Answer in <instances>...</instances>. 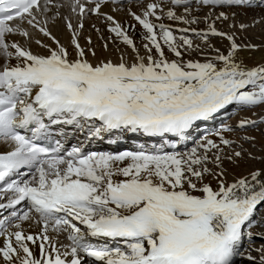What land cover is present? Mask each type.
I'll return each instance as SVG.
<instances>
[{
	"label": "snow or ice",
	"instance_id": "6c2138e0",
	"mask_svg": "<svg viewBox=\"0 0 264 264\" xmlns=\"http://www.w3.org/2000/svg\"><path fill=\"white\" fill-rule=\"evenodd\" d=\"M115 3L0 0V143L10 148L0 150V201H6L0 210L25 206L0 219V264H83L84 256L102 264H235L243 236L252 235L244 229L264 206V170L249 173L250 180L220 179L227 171L224 161L235 163L245 151L241 144V150L225 154L236 144L224 135L233 131L228 125L214 134L219 142L206 135L187 151L175 149L200 122L214 120L229 106L264 105V66L248 68L237 56L242 47L254 46L238 44L235 33L218 30L215 23L235 18L233 9L251 8L253 0H137L142 10L129 9V15L147 41L143 55L129 35L134 25L126 28L103 11ZM194 6L209 8L207 30L191 27L200 23ZM65 8L71 16L63 15ZM91 15L103 19L112 42L120 41L131 55L117 45L115 61L98 56L91 36H83ZM165 17L189 27L174 29ZM61 19L68 44L57 34ZM247 27L239 24L240 31ZM190 32L205 44L213 36L230 45L203 62L185 61L200 49ZM165 47L176 59L168 58ZM101 48L109 51L108 43ZM81 121L99 122L97 135L115 130L160 138L162 144L85 154L79 147L65 152L59 140L54 146L41 143L49 140L50 125ZM255 125L242 119L238 127ZM206 175L217 178L215 189L204 182ZM23 222L42 224L39 236L26 233ZM38 240L39 257L29 244ZM93 240L122 246L100 247ZM257 250L264 252V246Z\"/></svg>",
	"mask_w": 264,
	"mask_h": 264
},
{
	"label": "bare ground",
	"instance_id": "6f19581e",
	"mask_svg": "<svg viewBox=\"0 0 264 264\" xmlns=\"http://www.w3.org/2000/svg\"><path fill=\"white\" fill-rule=\"evenodd\" d=\"M129 3L127 4H122L124 3V1H120V2H116L115 4H110V6L105 7L103 9V11L113 15L119 22H121L122 24L125 25V27L127 28L129 25H134V28L129 29V35L133 38V40L135 41L137 47L140 49V53L143 55L145 54L144 49L142 47L143 43H146L147 41H144L142 39V28L141 26L135 21L133 20V18L129 15V9H131V11H136L139 12L142 10L141 6L137 4V0H128ZM148 2V0H145V3ZM264 3H261V0H253V6L251 8H245V7H236L233 9V11H235L237 14L235 17L239 16V14H242V17L247 20L250 21L251 24H254V22H256L257 18V11L260 9L258 7H254L255 5H259L262 6ZM207 7H203V8H199L198 10L196 9V7L194 6L192 15L199 18V20L201 21L202 26H198V24H193L191 25L192 28H196L197 30H207V23H205L204 21V17H206L207 15H209V9L208 11L204 14V16L200 17V13H202V11L206 10ZM119 9V10H117ZM167 9H165L166 11ZM177 10V14H182L183 13V8H178ZM64 16H71L70 11L65 8L61 10ZM218 11V10H217ZM51 15V13L49 14ZM262 16V15H261ZM264 16V15H263ZM231 17V16H230ZM154 19V18H153ZM212 19H215V16L212 17ZM73 23H75V18L72 17ZM225 21H216V27L218 30L227 32V33H235L236 37H237V43L241 44V45H253L254 47H242L238 53V60L240 62L243 63V65L247 66L248 68H252V67H256V66H264V33H257L256 36H253L251 34H247L245 33V31H240L239 29H232L231 27H228V25L225 27L223 25ZM59 24V32L57 33L59 38L61 39V41L65 44H68L69 40H70V34L68 32V30L64 27V22L61 19L60 21L57 22ZM164 23L165 24H169L171 25L174 29L177 28H184V27H189L188 25H185L183 23H180L178 21H172V20H168L166 17L164 19ZM230 23V22H229ZM248 23V22H247ZM240 24V23H239ZM246 24V23H245ZM249 24V23H248ZM93 25H95L96 28L100 29V32H96L93 29ZM232 25V24H230ZM49 27H54L53 25H49ZM237 28V27H236ZM101 34L106 38V39H100L99 37L101 36ZM177 36L180 35L179 32L175 33ZM193 33H188L189 37H194L195 35H192ZM83 36H91L94 45L97 48L98 51V56H100L101 58L103 57H110L111 59H113L114 61L117 59V53L115 51V48L117 47V45H119V47L122 50H127L129 52V54L131 55V49H128L127 46L123 45L122 43H120V41H116L115 44L112 42V38H113V34L109 33L106 29V22L103 19H98L96 16L91 15L88 19H86L84 21V31H83ZM213 36L209 37V40L212 39ZM220 39V44L219 48L223 49V52L226 53V49L229 47L230 42L226 39H223L221 37H218ZM41 39H44L45 43H49L50 41H47L45 38L41 37ZM10 40H15L18 42L23 43L24 38L20 37V36H12L10 37ZM81 44L85 45L86 41L82 38L81 39ZM105 42L108 43L109 45V51L105 52L103 51V49L101 48V45H103ZM219 43V42H218ZM212 49V48H211ZM32 50L33 51H38L39 49H37V47L33 44L32 45ZM199 53H207L206 51L208 50H204V49H198ZM211 51V50H210ZM165 54L168 56L169 59H176V57H174V55L169 52L167 50V48L165 47ZM192 55V56H190ZM196 55V56H193ZM198 54H186L184 56V60L187 61L189 59H193V60H200L201 62H203L205 59H210L212 57H214L215 55H212L211 57L208 58H201V56H197ZM89 59H94L92 57H89ZM224 112V111H222ZM221 114V113H220ZM220 114L217 115L216 118H218L220 116ZM243 116V115H242ZM216 118L214 120L211 121H206V122H202V127L200 128H195L193 130H191V135L195 134V132L201 131L202 128H206L209 131L212 130V127L214 126V121L216 120ZM239 124V123H238ZM65 127V129H67V132L69 134H75L76 137L74 139V141H79L81 143L89 141L88 139L90 137V142L92 143V145H95V143H97V138H102L104 136V134H109V136L103 141L100 142L99 145L100 147H106L110 150L113 151V153H117L120 152V150H116V145L117 144H121L124 143L127 146V150L128 151H133L134 147H137V149L140 148L141 145H144V143H150L149 145H145L146 148H152L154 145L157 147L161 146L162 141L160 140V138H147L153 141H157L155 144L154 142H149V140H145L146 138L143 135H139V134H131V133H123L121 134L118 131H111V132H107V131H102L100 132L98 135L94 134L95 132V128L99 127V122H96L95 124H93L92 122H87V121H81L80 125H77L75 123L73 124H67L64 123L63 125ZM210 138L217 140V142H219V138L217 136L214 135V132L211 133ZM96 137V138H95ZM69 137H66V139H68ZM109 138H114L116 140L115 144L109 145L106 143V140ZM256 138V137H255ZM262 136H259L258 139V143H260ZM94 139V140H92ZM135 139L136 140H142L141 143H138L135 145ZM170 140H174L175 142L178 141V138H169ZM192 139V138H191ZM93 141V142H92ZM109 141V140H107ZM264 142V140L262 141V143ZM183 142H178L177 144V148L175 149L176 151H181L183 147H181L183 144ZM262 147V146H261ZM3 149H8L10 150L9 146L7 144H3L0 143V150ZM164 150L167 151L169 150V152L173 151L174 149H172L170 146H164ZM237 151L241 150V149H236ZM184 152V151H182ZM225 154H231L232 150L230 148H225L224 149ZM262 155L264 156V151L262 152ZM210 168H213L214 171L218 172L220 171L219 169H216L212 164L208 165ZM222 167L224 169H226V175L224 177H221L220 179L225 180L227 183H232L235 180L239 179V178H244L247 177L250 180V175L249 173H251L252 171H256V170H264V161H262L261 163H257L255 166H252L248 161H246L245 158H240L239 160H237L235 163H232L230 161L225 160ZM205 183H209L214 189L217 187V178L213 177L212 175H206L205 176ZM0 202H5L6 201H0ZM24 204L22 203L21 205L17 206V209H20V212H22L24 210ZM11 213V211L9 209L6 210H0V218L3 219L5 216H9ZM22 227L24 229V231L28 234H32L34 236H39V234L42 231V224H37L34 222H23ZM83 227V226H81ZM14 230L12 228L9 229ZM50 236L55 237L56 233L49 231L48 233ZM59 239L63 242V243H68V241L65 239L64 235L59 236ZM41 241H37L36 244H31V242H29L30 247L32 248L34 254L39 257L40 254V250H39V243ZM93 243H97V246H108V247H115V246H122V244H113L111 241H96L93 240ZM3 243V238H0V245H2ZM83 264H102V262L100 261H95L93 258L84 256V261Z\"/></svg>",
	"mask_w": 264,
	"mask_h": 264
},
{
	"label": "rangeland",
	"instance_id": "374dc122",
	"mask_svg": "<svg viewBox=\"0 0 264 264\" xmlns=\"http://www.w3.org/2000/svg\"><path fill=\"white\" fill-rule=\"evenodd\" d=\"M127 3L129 2H125L122 4L125 5ZM254 7L260 8L257 11L258 19L256 20V22H254V24H251L250 21L245 20L242 17V14L240 13L239 16L235 18L230 17L228 21H225L223 23V25L225 27L228 25V27H231L232 29H239V23H246L248 27L244 30L245 33L251 34L253 36H256L257 33H264V4L262 6L255 5ZM208 9L209 8H206L205 11L203 10L202 13L199 14L200 17L204 16ZM230 24H235V27H232V25ZM198 26H202L201 21L200 23H198ZM191 38L193 39L194 45H200V49H209L208 51H206L208 52V54L199 53V50L196 51V54L201 56V58L203 59L211 57L212 55H216L215 49H219L221 52H223V49L219 48L221 42L218 37H212V39L209 40L208 44H205L201 39L196 36ZM191 54H195V52H191ZM262 118H264V105L252 107L250 109L245 108L244 110H241L236 105L229 106L226 111L221 112L220 116L216 118L211 131H209L208 129L207 131H203L204 129H201V131L197 130V133L195 132V134L191 136V143L185 148H183L181 152L187 151L193 146H195V143L201 141L204 136H209L213 132L215 134L223 126L228 125L233 128V131L226 132L224 133V135L227 138L236 141V144L233 146V148L230 149L232 151L236 150L237 148L240 149L239 145L242 144L245 150L243 158H245L246 161H248L252 166H255L257 163H261L262 161H264V156L262 155V152L264 151V142L262 143V141L264 140V119ZM242 119H251L253 121H256L255 127L246 126L243 129L239 128L238 123ZM199 126L202 127V125L200 124ZM259 136H262L260 143H258L257 139L259 138ZM246 137L256 138L254 140H249L246 139ZM253 220L254 223L244 229L245 233H252L251 238H249L247 234L243 236L240 248L242 254L235 258V264H260V257L261 255H264V252L257 250L260 249L261 246H264V206L259 207V212L253 217ZM249 256L254 257L255 259L250 260L248 258Z\"/></svg>",
	"mask_w": 264,
	"mask_h": 264
}]
</instances>
